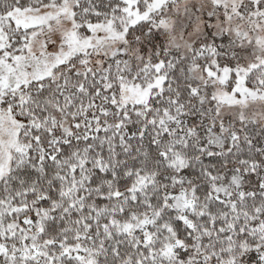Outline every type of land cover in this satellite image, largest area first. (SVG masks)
<instances>
[{
  "label": "snow or ice",
  "instance_id": "1",
  "mask_svg": "<svg viewBox=\"0 0 264 264\" xmlns=\"http://www.w3.org/2000/svg\"><path fill=\"white\" fill-rule=\"evenodd\" d=\"M0 264H264V0H0Z\"/></svg>",
  "mask_w": 264,
  "mask_h": 264
}]
</instances>
